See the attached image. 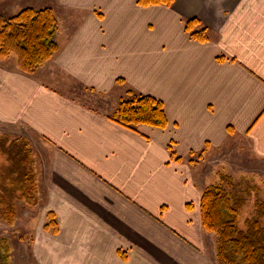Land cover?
I'll return each instance as SVG.
<instances>
[{
  "label": "crops",
  "instance_id": "obj_1",
  "mask_svg": "<svg viewBox=\"0 0 264 264\" xmlns=\"http://www.w3.org/2000/svg\"><path fill=\"white\" fill-rule=\"evenodd\" d=\"M47 2L18 12L64 13L53 59L35 75L0 60V134L31 143L45 206L31 264H211L200 206L217 177L201 181L199 157L247 138L264 159V0ZM192 18L209 41L185 32ZM117 79L161 100L167 127L130 130L73 96V84L102 95Z\"/></svg>",
  "mask_w": 264,
  "mask_h": 264
},
{
  "label": "trees",
  "instance_id": "obj_2",
  "mask_svg": "<svg viewBox=\"0 0 264 264\" xmlns=\"http://www.w3.org/2000/svg\"><path fill=\"white\" fill-rule=\"evenodd\" d=\"M173 1L138 0V4L170 7ZM184 26L193 40L209 41V29L199 19H186ZM58 29V19L49 7H27L10 17L0 14V60L14 56L21 72L35 75L58 52L59 44L55 39ZM122 81L118 79L117 83ZM112 119L134 131L141 125L158 129L168 125L164 103L136 92L121 102ZM246 185L243 191L232 176L221 173L219 181L208 186L202 194V225L207 233L215 235L219 264H264V203L257 199L244 225L240 224L242 210L248 207L247 201L253 194L250 183ZM18 202L27 206H36L39 202L35 154L26 138L1 135L0 221L14 225ZM44 230L58 234L59 225L53 212L47 214ZM8 241V238H0V264H13Z\"/></svg>",
  "mask_w": 264,
  "mask_h": 264
},
{
  "label": "rangeland",
  "instance_id": "obj_3",
  "mask_svg": "<svg viewBox=\"0 0 264 264\" xmlns=\"http://www.w3.org/2000/svg\"><path fill=\"white\" fill-rule=\"evenodd\" d=\"M24 1L25 0H0V14H3L5 17L17 14L19 7L25 5ZM45 1L49 3V0ZM49 8H52L55 13V8L52 5ZM57 11L55 15L60 26L59 17H62L64 13L59 9ZM65 14H67V12ZM73 85V96L75 99L96 109L99 108L108 111L113 109L111 117L116 114L121 102L131 97L132 92L140 93L127 87L124 80L121 83H117L116 81V86L109 93L102 95L98 94L97 91L95 92L93 88H86L82 84ZM1 135L25 138V136H17L12 133L0 134V136ZM229 140H231L232 146L226 149L227 151L218 149L213 152H203L201 154L199 159L204 165L199 171L202 173V182H214L215 177H217L216 180L218 182L219 175L221 173H226L235 179L237 187H242L243 191L246 189V184L250 183L251 188L253 187L251 189L253 194L247 201L246 206L248 207L244 208L241 213L240 224L243 226L244 219L249 214L248 212H251L253 206H256V200L258 199L260 202L264 203V159H257L251 154V147L247 138L242 141ZM41 200L42 198L39 191V202L36 206H27L23 202H18L17 219L13 226H9L7 223L0 221V238L9 239L8 242L12 248L11 262L13 264H31L33 262L30 256V251L32 249L31 241L36 229L41 228L42 223H40V220L43 217L45 209V206L41 204ZM214 238V235H211L208 237L207 242L208 246L210 245L212 249V253L210 250L209 252L215 256L217 248ZM211 264H219L217 258L213 260Z\"/></svg>",
  "mask_w": 264,
  "mask_h": 264
}]
</instances>
